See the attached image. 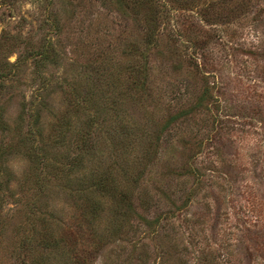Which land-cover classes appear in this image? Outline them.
I'll use <instances>...</instances> for the list:
<instances>
[{"label":"rangeland","instance_id":"obj_1","mask_svg":"<svg viewBox=\"0 0 264 264\" xmlns=\"http://www.w3.org/2000/svg\"><path fill=\"white\" fill-rule=\"evenodd\" d=\"M261 8L0 0V264H264Z\"/></svg>","mask_w":264,"mask_h":264},{"label":"trees","instance_id":"obj_2","mask_svg":"<svg viewBox=\"0 0 264 264\" xmlns=\"http://www.w3.org/2000/svg\"><path fill=\"white\" fill-rule=\"evenodd\" d=\"M261 11L264 12V8H261ZM207 19H208V16L205 13H202L200 16V20L204 21L205 23H208ZM257 24L261 25V21H258ZM245 54L248 55L249 57H251L252 59H257V57H260V55H261V53H257L256 50H254V49H247V52ZM246 68H247V66H246ZM259 243H262V245L257 244L258 248H262L263 249L262 251H264V235H263V239H261V241Z\"/></svg>","mask_w":264,"mask_h":264}]
</instances>
